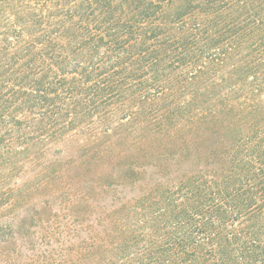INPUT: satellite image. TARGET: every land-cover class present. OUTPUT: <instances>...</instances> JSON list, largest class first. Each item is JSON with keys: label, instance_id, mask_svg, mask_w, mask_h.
<instances>
[{"label": "trees", "instance_id": "trees-1", "mask_svg": "<svg viewBox=\"0 0 264 264\" xmlns=\"http://www.w3.org/2000/svg\"><path fill=\"white\" fill-rule=\"evenodd\" d=\"M48 2L0 37V264H264V160L197 119L196 0Z\"/></svg>", "mask_w": 264, "mask_h": 264}, {"label": "rangeland", "instance_id": "rangeland-1", "mask_svg": "<svg viewBox=\"0 0 264 264\" xmlns=\"http://www.w3.org/2000/svg\"><path fill=\"white\" fill-rule=\"evenodd\" d=\"M48 1L1 0L0 37L4 26L13 28L11 19L53 14ZM195 18L197 119L209 110L213 153L224 142L229 156L239 154L259 166L264 160V0H196ZM216 159L209 170L219 182L223 170ZM227 167L224 174L230 176L232 164ZM103 224L97 221L99 231Z\"/></svg>", "mask_w": 264, "mask_h": 264}]
</instances>
